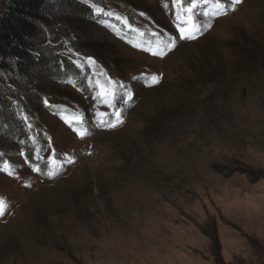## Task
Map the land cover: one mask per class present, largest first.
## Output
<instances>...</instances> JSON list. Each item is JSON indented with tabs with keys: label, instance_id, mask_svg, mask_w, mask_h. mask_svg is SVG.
<instances>
[{
	"label": "rangeland",
	"instance_id": "obj_1",
	"mask_svg": "<svg viewBox=\"0 0 264 264\" xmlns=\"http://www.w3.org/2000/svg\"><path fill=\"white\" fill-rule=\"evenodd\" d=\"M215 11L186 40L173 0H51L0 74V264H264V0Z\"/></svg>",
	"mask_w": 264,
	"mask_h": 264
},
{
	"label": "trees",
	"instance_id": "obj_2",
	"mask_svg": "<svg viewBox=\"0 0 264 264\" xmlns=\"http://www.w3.org/2000/svg\"><path fill=\"white\" fill-rule=\"evenodd\" d=\"M50 3L51 0H0V74L11 72L14 67L23 74L29 71L34 61L35 39L41 36ZM214 247L215 264H224L216 240Z\"/></svg>",
	"mask_w": 264,
	"mask_h": 264
},
{
	"label": "snow or ice",
	"instance_id": "obj_3",
	"mask_svg": "<svg viewBox=\"0 0 264 264\" xmlns=\"http://www.w3.org/2000/svg\"><path fill=\"white\" fill-rule=\"evenodd\" d=\"M173 3L177 7V19L178 20L179 19L185 20L186 25H187L186 27H179L180 39H186V40L195 39L197 34L201 30V25L197 24L193 18V10L197 7L198 0H192V3L187 8L183 7L182 0H173ZM241 3H242V0H231L230 4L226 6V5L221 3V0H214V6H215V9H217V11H215L213 14L216 16L221 15L222 13L220 10L224 9L226 7H230L231 10L234 11L236 9V7ZM184 14H186V15H184ZM204 15H208V13L205 12ZM204 27L210 28L211 24L209 23L207 25H204ZM174 46H175L174 44H169L168 45L169 50H171V48ZM137 47H139V45H137ZM152 54L153 55H160V56L165 55L164 51H162V50L161 51H153ZM88 60L90 63H94V61L92 60L91 57H89ZM150 80H151L152 84H156L159 82V77L156 75H152ZM97 83L99 86V82H97ZM108 83L110 85H114L115 82L109 80ZM120 87H123V85H120ZM100 88H101V90L97 95L102 98L103 103H107V104H109V106H111L112 100L115 99V96H116L115 87L105 88L103 86H100ZM127 95H128V98L131 99L132 93L130 91L127 93ZM45 103L47 104V101H45ZM100 115H103V114L101 113ZM115 115H116V121H115V123L109 124L108 125L109 127H115L116 124L123 122L120 119L121 113L119 110H117L115 112ZM73 119H75L77 122L81 121L80 117H74ZM65 122L69 123V124L71 123V121L68 120L67 118H65ZM74 130H76L77 135H79L81 137L88 134L86 130H79V129H74ZM21 155H24V153L21 152ZM48 161H49V165H50L51 170L47 173V175H49V176L55 175L56 174V166L59 163L60 166L62 167V162L56 161L54 159V157H52V156L48 157ZM66 162L72 163L74 161H73V158L67 157ZM10 168H11V165L7 161H4L2 170L7 171L9 175H12ZM39 170L40 169L38 167H33V171H39ZM6 209H7L6 201L2 197H0V216L4 215V213L6 212Z\"/></svg>",
	"mask_w": 264,
	"mask_h": 264
}]
</instances>
